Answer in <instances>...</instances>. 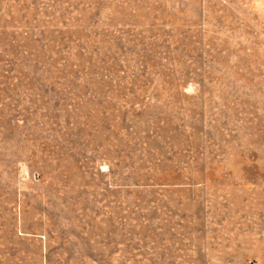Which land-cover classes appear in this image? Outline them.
<instances>
[{"label": "rangeland", "instance_id": "1", "mask_svg": "<svg viewBox=\"0 0 264 264\" xmlns=\"http://www.w3.org/2000/svg\"><path fill=\"white\" fill-rule=\"evenodd\" d=\"M0 264H264V0H0Z\"/></svg>", "mask_w": 264, "mask_h": 264}]
</instances>
